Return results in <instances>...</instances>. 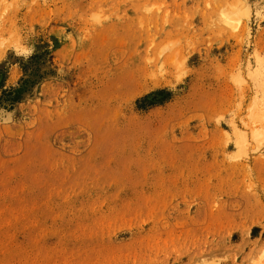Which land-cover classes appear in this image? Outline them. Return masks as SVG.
<instances>
[{
    "label": "rangeland",
    "instance_id": "1",
    "mask_svg": "<svg viewBox=\"0 0 264 264\" xmlns=\"http://www.w3.org/2000/svg\"><path fill=\"white\" fill-rule=\"evenodd\" d=\"M0 264H264V0H0Z\"/></svg>",
    "mask_w": 264,
    "mask_h": 264
}]
</instances>
